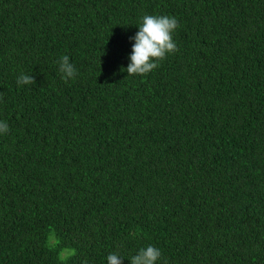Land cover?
I'll return each mask as SVG.
<instances>
[{"label": "trees", "instance_id": "16d2710c", "mask_svg": "<svg viewBox=\"0 0 264 264\" xmlns=\"http://www.w3.org/2000/svg\"><path fill=\"white\" fill-rule=\"evenodd\" d=\"M0 121V264H264V0H0Z\"/></svg>", "mask_w": 264, "mask_h": 264}, {"label": "clouds", "instance_id": "9594fccd", "mask_svg": "<svg viewBox=\"0 0 264 264\" xmlns=\"http://www.w3.org/2000/svg\"><path fill=\"white\" fill-rule=\"evenodd\" d=\"M178 27V20L172 16H143L134 36L131 54L128 57L130 63L126 69H123L128 76H145L159 66V61L164 60L169 54H174L178 49L173 40V33ZM59 72L65 82L78 75L67 55L62 56L59 60ZM16 82L18 85L35 84L34 78L24 73L18 76ZM8 131L7 122L0 121V134H6ZM161 259V250L153 245H148L131 257L130 264H158ZM107 264H123V259L118 252L110 253L107 256ZM164 264H167L166 260Z\"/></svg>", "mask_w": 264, "mask_h": 264}]
</instances>
